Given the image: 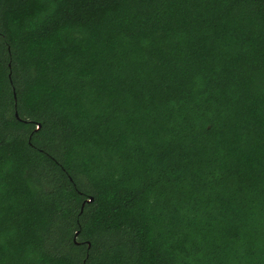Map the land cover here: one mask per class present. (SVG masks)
I'll return each instance as SVG.
<instances>
[{"label":"trees","instance_id":"obj_1","mask_svg":"<svg viewBox=\"0 0 264 264\" xmlns=\"http://www.w3.org/2000/svg\"><path fill=\"white\" fill-rule=\"evenodd\" d=\"M0 264H264V0H0Z\"/></svg>","mask_w":264,"mask_h":264},{"label":"water","instance_id":"obj_2","mask_svg":"<svg viewBox=\"0 0 264 264\" xmlns=\"http://www.w3.org/2000/svg\"><path fill=\"white\" fill-rule=\"evenodd\" d=\"M16 116L18 117L19 115H18V113H16ZM40 127H41V124H39L38 125V127L36 128V130H39L40 129ZM89 202H91V201H93V198L91 197V199L90 200H88ZM78 233L79 232H77V234L76 235H78Z\"/></svg>","mask_w":264,"mask_h":264}]
</instances>
